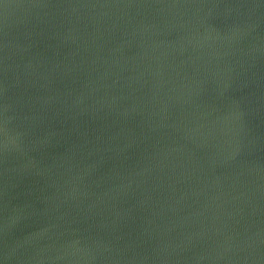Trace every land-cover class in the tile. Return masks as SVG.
I'll return each instance as SVG.
<instances>
[{"label":"water","instance_id":"1","mask_svg":"<svg viewBox=\"0 0 264 264\" xmlns=\"http://www.w3.org/2000/svg\"><path fill=\"white\" fill-rule=\"evenodd\" d=\"M0 264H264V0H0Z\"/></svg>","mask_w":264,"mask_h":264}]
</instances>
